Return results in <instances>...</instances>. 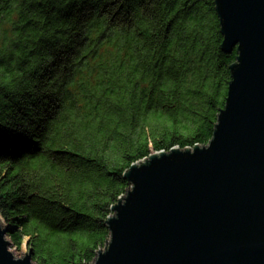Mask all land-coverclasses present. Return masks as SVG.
<instances>
[{
	"label": "trees",
	"instance_id": "trees-1",
	"mask_svg": "<svg viewBox=\"0 0 264 264\" xmlns=\"http://www.w3.org/2000/svg\"><path fill=\"white\" fill-rule=\"evenodd\" d=\"M215 0H0V215L38 264H90L125 172L205 145L236 48Z\"/></svg>",
	"mask_w": 264,
	"mask_h": 264
},
{
	"label": "water",
	"instance_id": "water-1",
	"mask_svg": "<svg viewBox=\"0 0 264 264\" xmlns=\"http://www.w3.org/2000/svg\"><path fill=\"white\" fill-rule=\"evenodd\" d=\"M215 8L222 48L237 55L213 136L131 164L90 264H264V0ZM7 231L0 264H33L30 250L13 259Z\"/></svg>",
	"mask_w": 264,
	"mask_h": 264
},
{
	"label": "clouds",
	"instance_id": "clouds-1",
	"mask_svg": "<svg viewBox=\"0 0 264 264\" xmlns=\"http://www.w3.org/2000/svg\"><path fill=\"white\" fill-rule=\"evenodd\" d=\"M7 227V221L4 219L3 216H0V230H3L4 228ZM3 239L6 242H11L13 240V237L7 233L4 234ZM28 239V234H25L24 237H22L21 244H20V249L23 254L17 253L16 248L12 247L9 249V251L13 252V259L16 261H21L25 258L24 254H27L29 249L27 245L24 243Z\"/></svg>",
	"mask_w": 264,
	"mask_h": 264
},
{
	"label": "rangeland",
	"instance_id": "rangeland-1",
	"mask_svg": "<svg viewBox=\"0 0 264 264\" xmlns=\"http://www.w3.org/2000/svg\"><path fill=\"white\" fill-rule=\"evenodd\" d=\"M143 161H144V160H143ZM0 216H1V215H0ZM24 243L27 245V247H28V249H29V245H28V243H27V240L24 241ZM12 247H15V248H16V252H17V253L23 254V253L21 252L20 245H19V246H16V245H14V243L10 242L8 248L10 249V248H12ZM28 252H29V251H28ZM24 255H25V254H24ZM32 260H33V257H32ZM33 264H38V263H37L35 260H33Z\"/></svg>",
	"mask_w": 264,
	"mask_h": 264
}]
</instances>
